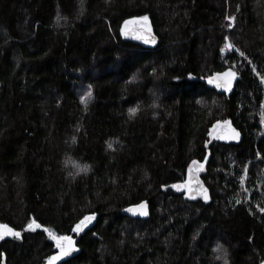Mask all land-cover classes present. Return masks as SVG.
Segmentation results:
<instances>
[{"label":"trees","instance_id":"trees-1","mask_svg":"<svg viewBox=\"0 0 264 264\" xmlns=\"http://www.w3.org/2000/svg\"><path fill=\"white\" fill-rule=\"evenodd\" d=\"M261 77L264 0H0V227L20 232L0 264H48L54 235L78 248L59 264H224L217 245L263 262ZM228 119L238 143L211 132ZM206 156L210 199L192 201Z\"/></svg>","mask_w":264,"mask_h":264},{"label":"water","instance_id":"water-1","mask_svg":"<svg viewBox=\"0 0 264 264\" xmlns=\"http://www.w3.org/2000/svg\"><path fill=\"white\" fill-rule=\"evenodd\" d=\"M137 34H138L137 36L141 39L152 40V32L150 30L139 29ZM219 83H222V82L219 81ZM225 121H227L228 123L225 124L224 123ZM225 121L217 122V123L213 124V126L211 127V132H216L219 140L225 141L227 143H238L241 139L240 132L235 127H233V125L229 119L225 120ZM231 129H235L236 133L239 134L236 139L227 138L228 136H230L232 134ZM221 137H225V138L222 139ZM208 161H209V156H206L204 161H202V162L195 161V163H193V161H192L187 167L186 181H185V193H186L187 198L192 200V201H209V199H210V191L202 179V175L206 171ZM202 188L207 190V195H208L207 200L204 199ZM141 203L133 205L127 209V215L131 219L143 220L148 216V214H149L148 203L146 201H143L144 207L139 208L138 206ZM129 209H131V211H129ZM142 213H144V214H142ZM7 229H8L7 227H0V237L13 236V235H4V233L7 231ZM72 241H73V245H74V251L69 253V255L67 257H61L60 260L54 261L53 264H59L65 260H67L68 258L73 257L77 253L78 248L76 246V239H72ZM58 251H59V249H58ZM260 264H264V261L261 262Z\"/></svg>","mask_w":264,"mask_h":264},{"label":"snow or ice","instance_id":"snow-or-ice-1","mask_svg":"<svg viewBox=\"0 0 264 264\" xmlns=\"http://www.w3.org/2000/svg\"><path fill=\"white\" fill-rule=\"evenodd\" d=\"M143 19H147V17H144ZM226 19H231L230 17L226 18ZM229 28L232 27L231 24L228 25ZM228 38L225 37V40H227ZM146 43H148L149 41H145ZM226 47H231V45H225ZM221 51H223V49H221ZM241 56L244 55L243 52L240 53ZM223 76L226 77V80L224 81V83H219L217 81L216 78H210L209 79V84H213L215 83L216 86L218 88H224L225 91H227L230 87H231V83H232V79L235 77V73L234 72H225L223 73ZM261 81L264 82V77H261ZM85 96L88 97V99H91V88H89L88 92L85 93ZM85 96H81V101L82 102H86L85 101ZM200 101H198L199 103ZM262 106H264V104H262ZM137 111L136 108H130L129 109V113L131 114H135V112ZM225 124H227L228 122L225 121ZM231 135L228 136L227 138L229 139H236L238 137V133H236L235 129H231ZM222 139L225 137H221ZM75 137H73V141H75ZM109 147H111V144H109ZM193 163H195V161H193ZM87 168V166H85V169ZM243 179V177H242ZM203 195H204V199L207 200L208 199V195H207V190L203 189ZM237 203H239V201H237ZM139 208H143V202L138 206ZM129 211H131V209H129ZM262 212H264V208L261 209ZM144 214V213H142ZM95 216V212H92L91 215L85 216L82 220H80L75 227L72 228V232L74 233H80L84 226L85 223L88 222L90 223L91 220L94 218ZM33 223L35 224V221H33ZM37 227H39V225H37ZM45 231H49L48 229H45ZM4 235H13V236H19L20 233L18 231H14L11 228H8L7 231L4 233ZM52 239L55 241V245L56 248L59 249L58 252H56V254L52 257L48 258V264H53L54 261H58L61 259V257H67L69 255V253H71L72 251H74V245H73V241H72V237L69 235H54L52 236ZM215 251L220 252V255L217 256V259H222L224 261V264H228L227 259L225 258L227 253L223 251L222 247L220 245H217Z\"/></svg>","mask_w":264,"mask_h":264},{"label":"rangeland","instance_id":"rangeland-1","mask_svg":"<svg viewBox=\"0 0 264 264\" xmlns=\"http://www.w3.org/2000/svg\"><path fill=\"white\" fill-rule=\"evenodd\" d=\"M131 23H132V22L127 23V24L125 25L124 30L130 32V29L133 27V25H134V27H144V26H145V23L142 22V21H136V22L133 23V25H131ZM134 37L139 38L137 35H135ZM92 221H93V219L91 220L90 223L86 222V223H85V226H84V228H83V230H84L85 228H87V227L92 223ZM83 230H82V231H83Z\"/></svg>","mask_w":264,"mask_h":264},{"label":"flooded vegetation","instance_id":"flooded-vegetation-1","mask_svg":"<svg viewBox=\"0 0 264 264\" xmlns=\"http://www.w3.org/2000/svg\"><path fill=\"white\" fill-rule=\"evenodd\" d=\"M132 29H134L133 32H135V33L133 34V36L138 35V34H137V32L139 31L138 28L133 26Z\"/></svg>","mask_w":264,"mask_h":264},{"label":"clouds","instance_id":"clouds-1","mask_svg":"<svg viewBox=\"0 0 264 264\" xmlns=\"http://www.w3.org/2000/svg\"><path fill=\"white\" fill-rule=\"evenodd\" d=\"M66 159H67V157H66Z\"/></svg>","mask_w":264,"mask_h":264}]
</instances>
